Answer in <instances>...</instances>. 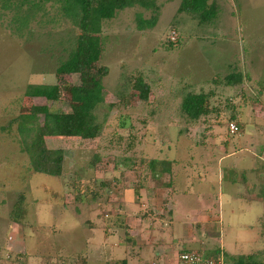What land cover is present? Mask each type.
Segmentation results:
<instances>
[{
	"label": "rangeland",
	"instance_id": "obj_1",
	"mask_svg": "<svg viewBox=\"0 0 264 264\" xmlns=\"http://www.w3.org/2000/svg\"><path fill=\"white\" fill-rule=\"evenodd\" d=\"M216 4L217 19L208 27H198L185 14L169 22L175 15L169 11L161 12L152 30L138 31L136 15L150 16V11L138 6L104 23V52L99 65L107 67L109 74L103 84L105 102L96 112L101 132L94 139L46 137L47 149L63 153L62 175L55 178L30 169L28 157L20 149L18 117L28 115L32 106H46L72 120L69 93L70 87L79 83L78 78L56 77L54 71L66 57L76 30L60 12L63 3L59 0H0V264L132 261L129 243L133 237L128 230L135 228L137 220L131 218L130 229L118 196L121 188L137 184L134 176H139L140 166L160 153L201 149L198 137L184 138V130L189 128L193 134L194 127L186 126L177 116L185 92H206L209 70L205 67L201 74H195L192 69L201 71L222 45L228 48L230 58L226 59L231 68L243 71L244 65L252 63L261 71L264 68V0H216ZM172 26H178L174 30L180 43L178 49L168 51L165 42L169 35L174 37ZM192 74L202 83L190 81L195 79L188 77ZM133 75L143 76L150 87L145 103L129 98L132 93L127 87ZM30 84L60 85V102L24 97ZM258 86L264 87V81ZM119 93L129 99H119ZM42 121L39 115L37 124ZM215 129L217 141L230 142L229 151L249 148L252 129L246 127L234 135L226 133L225 125ZM129 168L135 172L125 175ZM128 206L134 212L153 214L139 204ZM183 206L185 211L179 212L183 215L187 209L204 207L196 198ZM228 215L223 216L222 228L226 246L235 239L242 244L234 254L257 253L264 248L262 224ZM215 228L211 244L218 246L220 230Z\"/></svg>",
	"mask_w": 264,
	"mask_h": 264
},
{
	"label": "crops",
	"instance_id": "obj_2",
	"mask_svg": "<svg viewBox=\"0 0 264 264\" xmlns=\"http://www.w3.org/2000/svg\"><path fill=\"white\" fill-rule=\"evenodd\" d=\"M154 1H158V16L161 12L167 14L170 11L175 15H171L169 22L180 16L177 15L180 0ZM138 16L148 19L138 13L135 20ZM109 21L102 22V29ZM177 27L169 28L173 30ZM218 52L206 60L201 71H192L201 74L205 67L209 70L204 93L213 96L211 107L220 111L197 124L181 119L186 126L194 127L193 134L189 128L184 130V138L190 139L191 135L195 139L198 137L201 149H184L182 153L169 149L160 153L156 159H151L156 166H140L139 176H134L135 179L138 177L137 184L120 190L118 200L123 206L120 209L126 224L131 229V218L137 220L135 228L128 230L133 241L129 243L132 261L127 264H176L178 255L186 251H195L204 257H212L218 252H222L224 257L244 255L234 254L242 247L236 239L232 242L234 244L227 246L224 241L223 216H229L228 213L243 216L244 220L257 221L264 228V87L258 86L261 80L264 81V68L261 71L260 66L252 63L249 67L244 65L243 71L239 67V70L233 69L226 59L230 58L228 48L222 45ZM234 71L241 74V83L222 87L217 77ZM211 73L218 76H210ZM190 76L195 78L190 79L193 83H202L195 75ZM230 122L238 127L237 133H242L246 127L252 129L247 150L229 151L230 142L227 139L217 141L219 133L215 127H227ZM131 170L126 169L125 175L135 172ZM193 198L204 207L187 209L183 215V204ZM130 204H139L153 214L134 212L129 208ZM206 225L209 231L203 227ZM215 226L220 230L218 246L211 244L212 238L216 237V233L212 232ZM250 242L254 245L253 239Z\"/></svg>",
	"mask_w": 264,
	"mask_h": 264
},
{
	"label": "trees",
	"instance_id": "obj_3",
	"mask_svg": "<svg viewBox=\"0 0 264 264\" xmlns=\"http://www.w3.org/2000/svg\"><path fill=\"white\" fill-rule=\"evenodd\" d=\"M59 1L60 4L63 3L60 12L70 20L76 30L71 47L66 51V57L59 60L54 71L56 77L75 75L78 78L79 83L72 85L69 93L68 102L72 111V120H69L63 112H52L46 106H32L28 115L18 117V132L21 137L20 149L27 155L30 169L34 173L55 178L62 175L63 153L60 150L47 149L44 139L46 137L81 136L94 139L101 132L102 125L98 122L96 112L105 102L103 84L109 74L107 67L99 65L105 42L102 36V22L113 19L119 11L138 6L150 11L148 19L141 16L136 19L137 30L146 31L156 26L159 12L154 0ZM181 14L194 20L198 27L212 26L218 16L216 0H180L177 15ZM173 30L174 37L169 35L167 41L165 40L168 51L178 49L180 43L179 35L176 30ZM134 77H129L130 86L128 85L127 88L132 93L129 94V98L145 103L150 87L143 76ZM217 79L220 80L222 87L234 86L242 81L241 74L235 71L224 77L218 76ZM23 96L44 99L51 103L60 102V85L30 84L25 88ZM210 97V94L204 92H185L179 103V115L177 116L185 122L197 124L201 119H206L207 116L217 113L218 109L210 105ZM118 98L124 101L129 99L120 93ZM39 115L43 117L41 124H37ZM135 137H132L131 140L133 141ZM129 145L131 148L133 147L132 143ZM155 164L156 162L153 160L146 162L148 166H156L157 164ZM76 187H80V184H77ZM263 255L264 248L257 253L226 255L225 261L226 264H264V261L261 260ZM122 264L125 262L122 261Z\"/></svg>",
	"mask_w": 264,
	"mask_h": 264
},
{
	"label": "built area",
	"instance_id": "obj_4",
	"mask_svg": "<svg viewBox=\"0 0 264 264\" xmlns=\"http://www.w3.org/2000/svg\"><path fill=\"white\" fill-rule=\"evenodd\" d=\"M227 129L231 135L238 132V127L232 122L228 123ZM176 264H226V261L222 252H218L213 257H204L198 252L186 251L178 255Z\"/></svg>",
	"mask_w": 264,
	"mask_h": 264
}]
</instances>
